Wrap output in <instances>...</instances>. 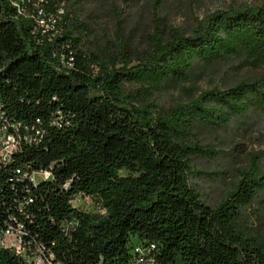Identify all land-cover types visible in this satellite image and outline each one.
I'll return each mask as SVG.
<instances>
[{"label":"trees","instance_id":"16d2710c","mask_svg":"<svg viewBox=\"0 0 264 264\" xmlns=\"http://www.w3.org/2000/svg\"><path fill=\"white\" fill-rule=\"evenodd\" d=\"M70 8L0 0V124L27 138L0 165V232L20 222L49 264H264V226L245 222L264 190V151L215 206L191 182L211 177L194 160L218 154L197 133L264 113V79L168 108L151 99L186 80L195 61L264 64V3L215 12L190 35H157L142 53L120 38L105 55L81 50L84 28ZM40 170L53 179L25 176ZM86 198L104 213L75 206ZM26 263L0 248V264Z\"/></svg>","mask_w":264,"mask_h":264},{"label":"rangeland","instance_id":"374dc122","mask_svg":"<svg viewBox=\"0 0 264 264\" xmlns=\"http://www.w3.org/2000/svg\"><path fill=\"white\" fill-rule=\"evenodd\" d=\"M71 10L83 26L81 50L87 54L105 55L115 49L122 38L134 52L151 50L155 36L168 37L176 29L190 35L199 23L218 11L257 7L264 0H70ZM264 79V64H252L232 58L213 65L199 61L192 64L189 77L170 83L154 92L152 101L168 108L186 104L202 92L214 88L227 89L240 82ZM197 137L218 154L212 158H196L195 169L211 177L198 176L191 182L208 204H218L240 180L251 154L264 151V113L249 111L232 120L221 130H200ZM264 172V157L261 161ZM120 175H128L127 171ZM84 211L104 213L92 199L75 201ZM95 204V208H93ZM248 226H264V190L245 210Z\"/></svg>","mask_w":264,"mask_h":264},{"label":"built area","instance_id":"2783aa9c","mask_svg":"<svg viewBox=\"0 0 264 264\" xmlns=\"http://www.w3.org/2000/svg\"><path fill=\"white\" fill-rule=\"evenodd\" d=\"M41 24L44 23L41 22ZM22 138L27 140L26 137H22L18 126L12 125L10 129L6 123L0 124V165H6L12 160L14 154L20 149ZM25 176L34 184H37L40 180L53 179L52 172L49 170H40ZM26 234L25 226L20 222L8 225L0 232V248L14 250L27 259L26 264H49L50 261L47 260L40 248H36L33 251L34 248L29 243L26 244L24 242ZM137 253L143 256L146 252L142 248L137 247Z\"/></svg>","mask_w":264,"mask_h":264}]
</instances>
